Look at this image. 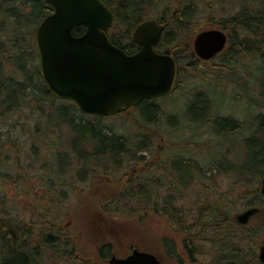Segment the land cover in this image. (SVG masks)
<instances>
[{"label":"rangeland","instance_id":"rangeland-1","mask_svg":"<svg viewBox=\"0 0 264 264\" xmlns=\"http://www.w3.org/2000/svg\"><path fill=\"white\" fill-rule=\"evenodd\" d=\"M234 1L187 0V3H192L195 8L193 10L195 15L192 17L191 27L187 25L181 31L183 36L187 38L196 36L203 30L222 29L228 35L229 44L217 57L209 61H198L196 56L192 58L189 52L186 53V57L183 58L184 64L180 63L177 90L156 101L162 108L163 115L152 131L146 128L143 119L137 120L138 111L98 121V125L102 129H106L107 132L118 137L128 138L132 142L138 140L136 135L144 134L152 137L158 155L162 153L169 162L175 159H191L198 166L195 169L196 175L200 172L213 175L214 170H210L214 173L206 172L207 164L220 165V170L223 173L218 172L217 174H222L219 176L215 174L218 176L215 182L202 181L199 182V185L195 182L190 190L179 191L177 190L179 185L172 181L170 184L174 191L172 189L171 192H167L165 189L159 191L161 198L159 211L155 210L156 206L152 205L147 208L143 203H140L135 209L133 202L126 204L119 198L117 203L111 204L115 213L109 212L115 216L100 213L95 208V201L107 194L110 196L120 194L118 192L120 189L111 191L116 189L115 184H118V180L128 178V174L131 173H128L129 171L137 174L136 170H144L150 164L145 167L141 165L142 168L141 166L134 168V165H130V162L127 161L123 162L122 165L125 166L120 169L112 167L111 164L105 166L109 168L106 171L102 164L97 166L92 163V159H89L86 160V165L89 164L90 170L82 171L83 161L74 157L69 156L66 162L59 163L58 157L63 153H69L68 146L74 137L73 132L66 127L67 125L57 127L55 124H48L45 112L52 107L51 102H47L45 99L36 101L28 98L17 111L7 117V122L2 117L4 112L0 108V147L5 150V155L10 154L7 151L9 140L18 144L20 148L19 154L16 151H11L9 158H0V173H2L0 176V200L2 202L0 217L8 216L9 212L15 219L33 220L37 225L34 231L39 233L41 229V232H45V227L40 223L46 222L44 217L39 214L50 213L49 218L61 225L60 231L66 234V237H73L77 241L72 243L77 246L78 259L70 260L72 243H65L61 258L62 264H84L88 260H91L93 264H108L100 259V255L103 253L100 250H107L110 244L113 250L106 252L107 259L112 253L118 256L126 255L134 246L159 255L164 264H194L189 253L191 247L190 249L185 247L180 234L172 228L170 216L162 212L164 209L163 197L176 196L177 198L172 200L173 208L178 210L183 208L185 211L192 208V216L198 212V209L203 205L202 200L207 196L210 198L223 196L231 201L232 204H226V215L231 219L248 208L249 205L253 206L257 203V206L264 207V195L253 198L250 194V192L260 189V179L257 178L251 186H248L242 182L239 183L237 178L244 174L243 168L248 158L243 137L251 131L250 120L264 115V64L260 57L252 52H240L241 54L237 53L235 58L225 59L229 54L239 49L230 50L235 36L231 37L229 31L223 29V23H226L227 19L235 14H241L243 8L247 4H251V2L244 4L241 0ZM261 1L264 3V0ZM157 3L156 7L147 8V17H152L153 14L160 17L164 15L163 12L167 8L173 11L180 10V8L175 9L177 5L173 0H157ZM260 3V0H256L252 5L259 7ZM145 4L146 2H144ZM18 5L19 1L16 3V6ZM30 29H32V33L27 34L26 38L34 45L35 32L34 28L30 27ZM0 40L9 41L10 36L5 32L0 34ZM252 42L253 40H251V47ZM191 48L193 49L192 46ZM223 56L225 60H228L224 61L225 63ZM38 63L39 59L37 58L34 64L31 63V69H35ZM13 69L14 67L0 54V71L4 73V76H14ZM19 74L17 71L15 72L16 77L20 76ZM42 81L35 77V86L41 87ZM28 93L33 96L31 92ZM197 93H203L210 98L215 118H217L216 116L233 117L236 122L241 124L250 121L246 126L247 129H243L239 135L231 136V139L227 141V138L225 140L213 131L212 125L215 118L210 119L211 121L208 123H202V125L192 123L187 109L190 100ZM67 102L58 99L54 107L59 109L69 106ZM86 116H88L86 117L87 120L89 119L88 121L94 120L89 115ZM195 116L196 113L194 118H196ZM252 122L254 123V121ZM149 159L156 161L159 157L154 159L152 156ZM105 171L106 173H104ZM94 172L101 175L104 173L102 177L105 180L92 182ZM21 173H26L25 177L20 175ZM86 173L87 179L85 178ZM190 173L194 174L193 171ZM26 180L28 181L26 182ZM203 183L214 186L215 192L208 191L206 193L203 191L204 189L201 190ZM199 186L201 187L199 188ZM176 187L178 188L176 189ZM230 189H232L231 192ZM251 199L255 202L248 204ZM100 201H104V198ZM244 204L247 206L245 207ZM2 210H7L4 215ZM134 212L135 214L143 213L140 216L142 221L128 219L130 215L127 214ZM182 213L184 211H181ZM260 218L254 217L251 220L249 224L251 228L248 232H252V226L257 224ZM239 229L241 228H227L224 232L221 231L222 236H218L219 234L215 230H209L207 237L224 238L227 243V246L224 247V251L227 253L225 255L231 258L236 251L245 253V249H248L253 253L254 246L251 239L246 238V240L236 242L237 233L240 232L239 234L247 236V234L245 235L247 230L240 231ZM50 232L54 233V230L52 229ZM198 245L203 251L194 253L199 264H213L221 256V253L213 254L218 252L219 248H217L218 246L212 247L210 241L204 240ZM48 252L58 261L55 249L48 250ZM170 253L171 255L174 253V257H171ZM50 260L48 259V261ZM51 262L53 261L51 260ZM220 263L219 261L218 264ZM224 263L226 264V262Z\"/></svg>","mask_w":264,"mask_h":264},{"label":"trees","instance_id":"trees-1","mask_svg":"<svg viewBox=\"0 0 264 264\" xmlns=\"http://www.w3.org/2000/svg\"><path fill=\"white\" fill-rule=\"evenodd\" d=\"M18 1L19 5L16 6ZM173 1L177 5L175 9L180 8V10L173 11L167 8L166 11L163 12L164 15L158 17V21H161V23L165 25L160 48L165 53L172 55L179 64H184L183 58L186 57L187 52H189L190 57L194 58V53L191 50L193 36L186 38L181 31L184 30V27L187 25L191 27V20L193 15H195L193 10H195V8L192 3H187V0ZM255 1L256 0H254V2ZM144 2H146V4H152L153 7H156L158 4L156 0H152V2L146 0L118 1L116 8L118 21L110 33V38L115 45L125 49L126 47L123 43H133L130 34L134 25L147 16V7L144 8V6H146ZM260 2L259 7H255L254 5L253 9L251 8L247 11L249 13L245 10V12H241V14L237 15L235 19L232 20L233 23H237L235 24L237 25L236 31L239 32L234 35L236 38L234 37L235 41L231 43L230 50H239H235L225 59L235 58L237 53L241 54L240 52H252L258 55L264 64V3L261 0ZM10 5L12 6L9 7ZM254 9H256V11H253L254 13L251 14V11ZM53 10V7L47 4L45 0H0V23L2 24L0 26V34L7 32V35L10 36L9 41L0 40V54L14 67V76H4V73L0 71V108L4 112L2 117L5 118V121L7 117H10V114L17 111L28 98H32L36 101L45 99L47 102H51L52 106L46 112L44 110L45 116L48 118V124H55L57 127L67 125L66 127H68L74 135L68 146L69 153L66 152V154L63 153V155L59 156V163L61 161L66 162L69 156L74 157L83 161L82 163L84 166H82V171H86V169L90 170L89 164L87 163L88 166L86 165V160L89 159H92V163L97 166L102 164L105 167L111 164L113 165L112 167L119 169L125 166L122 164L127 161L130 162V165H134V168H139L141 165L145 167L152 164L144 170H136L137 174L129 171L128 173H131L128 174V178L126 177L118 180V184H115L117 186L116 189L111 191L113 192L120 189L118 191L120 194L113 196L107 194V196H103L105 202L100 201L103 199L102 197L95 201V208L98 209L100 213H106L108 215L110 214L109 212L115 213L111 208V204L113 202L117 203L119 198L120 200H124L126 204L133 202L135 209L140 203H143L146 204L145 207L147 208L154 205L157 207H154L155 210L159 211L161 200L159 191L160 189H165L167 192H171L172 186L170 183L172 181L179 185V188L176 187L179 191L183 189L190 190L193 188L192 186L195 182H197L198 185L199 182L202 181L215 182V179L219 175H222L217 173H223L218 164L209 163L206 166L207 173H214L210 170L215 171L213 175L204 172H200L196 175L197 172L195 169H197L198 166L194 164L191 159H175L169 162L162 153L159 155L157 154L154 140L148 135H136L138 140L132 142L128 138L118 137L107 132L106 129H102L98 125V121L100 122L104 118L98 119L89 116L94 120L91 119V121H88L89 119H86L88 116L79 112L71 102H67L69 106L66 107H61L59 109L54 107L58 98L51 94L46 82L43 80V85L41 87L35 86L34 78L36 77V79L39 80L43 78L39 66L35 69H31V63L34 64L36 58L34 54L36 52L32 49V43L26 38L27 34L30 35L32 33L30 27L35 29L43 18L52 13ZM188 22L189 24H187ZM227 22H230L231 25L230 20ZM84 30V27H77L74 29V34L81 35ZM123 39L125 40L122 41ZM251 40H253L252 47ZM225 59L223 62L228 61ZM16 71L18 74L20 72V76L16 77ZM28 92H31L33 96H30ZM212 110L213 106L210 98L203 93H197L190 100L187 112L189 113L192 123L202 125V123H208L211 121L210 119L215 118ZM195 113L196 118H194ZM138 115L137 120L143 119V122H145L147 126L146 128L152 131V128L158 125L162 118L163 110L156 102L152 103L146 101L139 107ZM216 117L212 125L213 131L218 133L225 140L227 138V141L231 139V136L239 135L243 129H247L246 126L249 125L251 121V131L243 137L244 145L248 151V158L243 168L244 174H241V176L237 178L239 179V183L242 182L248 186H251V184L254 183L253 181L257 178L260 179L259 183H261L262 177L264 176V115L256 117V119H249L250 121L245 124L236 122L233 117ZM252 121H254V123ZM8 127H10V125H8ZM19 149L18 144L9 140L7 151L10 154L5 155V150L0 147V158H9L11 151H16L17 154H19ZM152 156L154 159L158 157L159 159L156 161L149 159ZM231 168H233L232 165ZM104 170L107 171L109 168L105 167ZM106 171L104 173H106ZM192 171L194 174L190 173ZM104 173L101 175L100 173L94 172V179H91L92 182L105 180V178L102 177ZM1 175L2 173H0V176ZM20 175L25 177L26 173H21ZM85 176L87 179V173ZM27 181L28 180H26V182ZM200 187L201 186H199V188ZM213 187L214 186H211L209 183H203L201 190L204 189L203 191L206 193L208 191L214 193L215 189ZM231 191L232 189H230V192ZM250 194L253 198L261 196L259 189L250 192ZM176 198V196L172 197L171 195L163 197L164 203H162V205L164 209L162 212L170 216L172 228H174L176 233L180 234L185 247L187 249L191 247L189 253L194 264H199L194 257V253L203 252L201 248H199L200 244L198 245V243L204 240L210 241L212 247L218 246V252L213 254L221 253V256L218 257L213 264H218L219 261L221 262L220 264H225L224 262H226V264H262L259 260L257 250L260 244H264V207L259 205L262 210L256 218H261L257 224L252 226L251 240L254 246L253 253L249 252L248 249H245V253L236 251L235 255L233 254V258H231L225 255L227 254L224 251V247L227 246L225 239L222 237L208 238L207 231L215 230L218 232V236H222L223 233H221V231L224 232L227 228L231 229L233 227H238L235 221L236 219H231V217L228 218L226 215V204H232V202L223 198V196L217 198L211 197L213 199L207 196L206 199L202 200L203 205L201 208L192 216V208L187 211L183 208L180 210L173 208L172 200ZM254 202L255 201L251 199L248 204ZM1 203L0 200V204ZM246 206L247 205H245V207ZM253 206H257V203L256 205L253 204ZM248 207H252V205ZM6 211L7 210H2L1 212L4 215ZM181 211H184L185 214H181ZM139 212L137 214H135V212L128 213L127 215H130L128 219L132 218L136 221H142L140 216L143 213ZM49 214L50 213L39 214L43 216V219L46 221L44 222L46 225L40 223L45 227V232H41V229V233H35L34 230L37 225L33 220L15 219L9 212L8 216L0 217V264H41L43 260L42 253L53 249L57 251L58 258H62L63 248L66 246V239L64 238L66 234H61L63 235L62 242L56 240L53 233L50 234L52 229L55 231L60 225L57 224L55 220H51ZM110 215L115 216V214ZM237 238L236 242H240L246 240L247 236L245 237L237 233ZM68 240H70V238H68ZM112 250L111 244L107 250L101 249L100 251L103 253H101L100 259L106 260V252H111ZM71 251L76 252L77 249H72Z\"/></svg>","mask_w":264,"mask_h":264},{"label":"water","instance_id":"water-1","mask_svg":"<svg viewBox=\"0 0 264 264\" xmlns=\"http://www.w3.org/2000/svg\"><path fill=\"white\" fill-rule=\"evenodd\" d=\"M55 9L37 28L36 42L41 72L50 91L68 99L82 112L104 117L124 112L143 100L172 92L178 77L175 60L158 53L164 27L153 20L138 26L134 40L143 46L128 55L112 44L107 30L116 21L103 0H46ZM84 26L81 36L74 28ZM227 37L220 30H207L195 39V50L203 59L222 51ZM261 193L264 194V178ZM258 208L238 216L247 223ZM264 263V246L260 248ZM111 264H163L154 255L134 249L127 258L113 256Z\"/></svg>","mask_w":264,"mask_h":264},{"label":"flooded vegetation","instance_id":"flooded-vegetation-1","mask_svg":"<svg viewBox=\"0 0 264 264\" xmlns=\"http://www.w3.org/2000/svg\"><path fill=\"white\" fill-rule=\"evenodd\" d=\"M111 8H112V10L116 13V15H117V12H116V8H117V3H118V1H120V0H104ZM146 1H151L152 2V0H146ZM154 1V0H153ZM233 2H235L234 0H232ZM244 4H246L247 2L249 3V2H251V4H247L244 8H243V11L245 12V10H246V12L247 11H249V9H253V5H252V3H253V1L254 0H241ZM146 6H144V8H148V9H151L152 7H153V5L152 4H145ZM146 8V9H147ZM242 11V12H243ZM253 11L254 10H252L251 11V14L253 13ZM247 13H249V12H247ZM251 14H249V15H251ZM238 14H235L233 17H230V18H228L227 19V21L228 20H230L231 21V25H230V22H226V23H223L224 24V26H223V29H227L228 31H229V33H230V36L231 37H233L237 32H239V31H236L237 29V25H235V24H237V23H233V19H235V17L237 16ZM151 17H149V18H146V19H142L141 21H139L137 24H135L134 25V28L132 29V31H131V34H130V36L132 37L133 36V33H134V31H135V29L141 24V23H143L144 21H146V20H148V19H150ZM161 25V24H160ZM233 33V34H232ZM125 39H123L122 41H124ZM125 47L128 49V50H133V51H139V50H141L142 49V46L141 45H137V44H133V43H129V44H126L125 45ZM257 215H259V212H258V214ZM256 215V216H257ZM237 216V215H236ZM253 219V217L250 219V222L247 224V225H240V224H238V227L239 228H241V229H239L240 231H242V230H247V232H246V234H247V238L248 239H251L252 238V232H248L249 231V228H251L250 227V223H251V220ZM60 229H62L61 228V225L59 226V228H58V230L56 229V231H54V238L56 239V240H58L59 242H62V240H63V235H61L62 234V232L60 231ZM240 233V232H239ZM50 234H52V232H50ZM243 235V234H242ZM65 239H66V243H75V242H77L73 237H71L70 238V240H68V237H64ZM72 243V249H74V250H76V248H77V246H74V244ZM137 249H139L138 247H137ZM140 251H142V252H148V253H151V254H153V255H155L159 260H161L162 262H163V260L159 257V255H157V254H155V253H153V252H151V251H145V250H143V249H139ZM131 252H128V254H126V255H123V256H118V255H116V256H118V257H121V258H125V257H127L129 254H130ZM70 254H71V256H70V260H73V259H78V255H77V251L76 252H73V251H71L70 252ZM112 255H114V253H112L111 254V256ZM42 257H43V260H42V262H41V264H62V260H61V258H58V261L56 260V258L55 257H53L52 255H51V253H49V252H44V253H42ZM74 257H77V258H74ZM171 257H174V253H173V255L171 256ZM48 259H51L53 262H51V260L50 261H48ZM104 261H106L108 264H110L109 263V259H106V260H104ZM87 263H84V264H93L92 263V261L91 260H88V261H86ZM105 262V263H106ZM163 264H164V262H163Z\"/></svg>","mask_w":264,"mask_h":264},{"label":"bare ground","instance_id":"bare-ground-1","mask_svg":"<svg viewBox=\"0 0 264 264\" xmlns=\"http://www.w3.org/2000/svg\"><path fill=\"white\" fill-rule=\"evenodd\" d=\"M254 11H256V9H254Z\"/></svg>","mask_w":264,"mask_h":264}]
</instances>
